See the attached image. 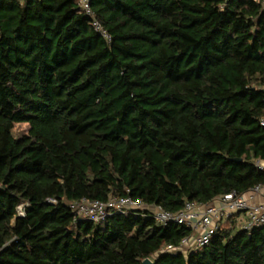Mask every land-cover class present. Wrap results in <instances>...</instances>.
I'll return each mask as SVG.
<instances>
[{"label": "trees", "instance_id": "1", "mask_svg": "<svg viewBox=\"0 0 264 264\" xmlns=\"http://www.w3.org/2000/svg\"><path fill=\"white\" fill-rule=\"evenodd\" d=\"M92 10L110 43L78 0H0V264H264V226L230 218L207 246L161 253L192 231L71 209L130 196L176 213L264 186L262 1Z\"/></svg>", "mask_w": 264, "mask_h": 264}, {"label": "built area", "instance_id": "2", "mask_svg": "<svg viewBox=\"0 0 264 264\" xmlns=\"http://www.w3.org/2000/svg\"><path fill=\"white\" fill-rule=\"evenodd\" d=\"M228 1V0H226ZM264 6V0H261ZM78 7L87 16L91 17L93 27L101 37L110 43L111 34L104 28L92 10V0H78ZM264 127V120L261 122ZM256 167L264 172V161L255 163ZM263 199V200H261ZM50 203L56 204L55 200ZM76 217L87 222H98L114 213L144 212L153 217L163 226H185L192 231L190 237L185 238L181 245H169L161 253H188L192 249L207 246L223 222L235 218L239 228L251 232L264 226V186L258 185L245 193L232 192L216 197L207 204L195 202L186 203L184 209L172 213L161 206L145 204L140 199L130 196L111 197L107 202L93 201L86 198L71 205ZM20 217L25 216V204L17 208Z\"/></svg>", "mask_w": 264, "mask_h": 264}, {"label": "rangeland", "instance_id": "3", "mask_svg": "<svg viewBox=\"0 0 264 264\" xmlns=\"http://www.w3.org/2000/svg\"><path fill=\"white\" fill-rule=\"evenodd\" d=\"M27 129L26 125H17L14 129V135L16 137L20 136L23 132H25Z\"/></svg>", "mask_w": 264, "mask_h": 264}, {"label": "water", "instance_id": "4", "mask_svg": "<svg viewBox=\"0 0 264 264\" xmlns=\"http://www.w3.org/2000/svg\"><path fill=\"white\" fill-rule=\"evenodd\" d=\"M236 162H242V160H236ZM142 264H154V261L151 258L145 259Z\"/></svg>", "mask_w": 264, "mask_h": 264}, {"label": "crops", "instance_id": "5", "mask_svg": "<svg viewBox=\"0 0 264 264\" xmlns=\"http://www.w3.org/2000/svg\"><path fill=\"white\" fill-rule=\"evenodd\" d=\"M261 200H263V199H261ZM235 221H236V219H235ZM236 224H237V222H236Z\"/></svg>", "mask_w": 264, "mask_h": 264}]
</instances>
